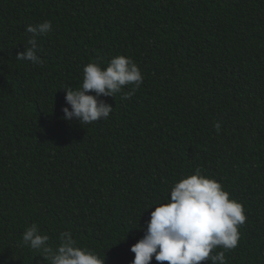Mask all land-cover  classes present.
Instances as JSON below:
<instances>
[{"label": "trees", "instance_id": "trees-1", "mask_svg": "<svg viewBox=\"0 0 264 264\" xmlns=\"http://www.w3.org/2000/svg\"><path fill=\"white\" fill-rule=\"evenodd\" d=\"M45 20L42 64L18 60ZM118 56L141 88L102 97L106 120L62 119L65 88ZM197 168L245 209L227 264H264V0H0V264H48L20 246L32 224L53 247L71 231L132 264L155 206Z\"/></svg>", "mask_w": 264, "mask_h": 264}, {"label": "clouds", "instance_id": "clouds-1", "mask_svg": "<svg viewBox=\"0 0 264 264\" xmlns=\"http://www.w3.org/2000/svg\"><path fill=\"white\" fill-rule=\"evenodd\" d=\"M26 31L31 36L17 59L41 65L38 38L53 31L52 23L45 20L29 25ZM143 83L142 72L131 58L114 57L106 69L98 61L91 62L83 69L82 86L75 91L65 88L71 110L64 107L62 119H75L80 124L106 120L114 109L102 97H115L130 86L131 91L121 97L130 100ZM92 92L95 95L89 94ZM214 128L219 134L221 124L215 122ZM246 220L243 205L231 199L221 183L207 178L197 168L194 174L174 184L167 203L155 206L144 237L131 248L135 254L132 264H151L153 257L158 264H201L205 260L227 264L225 252L238 247L239 226ZM49 240L32 224L23 233L20 246L40 252L48 264H105L99 253L79 247L71 231L60 233L56 247Z\"/></svg>", "mask_w": 264, "mask_h": 264}]
</instances>
